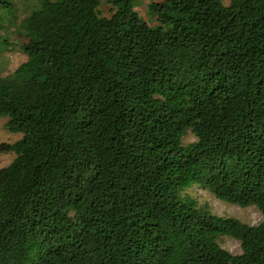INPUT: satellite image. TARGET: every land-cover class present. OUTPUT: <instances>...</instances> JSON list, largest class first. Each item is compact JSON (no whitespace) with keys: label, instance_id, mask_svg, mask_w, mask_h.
<instances>
[{"label":"trees","instance_id":"1","mask_svg":"<svg viewBox=\"0 0 264 264\" xmlns=\"http://www.w3.org/2000/svg\"><path fill=\"white\" fill-rule=\"evenodd\" d=\"M18 28L0 264H264V0H43Z\"/></svg>","mask_w":264,"mask_h":264},{"label":"rangeland","instance_id":"2","mask_svg":"<svg viewBox=\"0 0 264 264\" xmlns=\"http://www.w3.org/2000/svg\"><path fill=\"white\" fill-rule=\"evenodd\" d=\"M43 0H0V75L8 76L23 62L27 57L17 47L16 33L19 24L33 10H35ZM228 0H224L227 3ZM2 2V3H1ZM8 2L7 5H4ZM110 6L102 1L98 8L99 14L104 17L110 15ZM145 14V6L138 7ZM7 118L0 119V144H13L21 138V134L12 133L7 128ZM194 141L193 135L187 131L182 139L186 144ZM15 155L12 152L0 153V169L8 166ZM187 193L197 199L200 204L206 203L211 212L218 216L233 217L250 226L259 224L263 217L254 207H239L215 199L210 193L203 189L193 186ZM217 243L220 247L231 254H240V243L230 237H219Z\"/></svg>","mask_w":264,"mask_h":264}]
</instances>
